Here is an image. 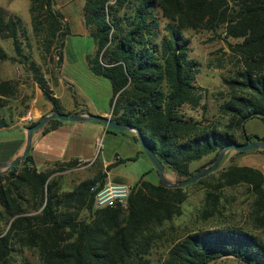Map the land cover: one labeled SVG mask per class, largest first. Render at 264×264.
I'll use <instances>...</instances> for the list:
<instances>
[{
	"label": "trees",
	"instance_id": "16d2710c",
	"mask_svg": "<svg viewBox=\"0 0 264 264\" xmlns=\"http://www.w3.org/2000/svg\"><path fill=\"white\" fill-rule=\"evenodd\" d=\"M29 1L34 35L45 52L57 43L60 68L69 26L55 10L54 0ZM4 15L0 10L1 36L11 40L21 62L29 61L19 35L20 19ZM83 20L95 44L94 53L86 57L88 68L111 87V120L137 128L165 170L179 178L210 167L223 147L237 143L236 132L249 140L246 121L264 122V0H85ZM186 30H221L236 58L232 77L224 79L230 97L219 106L228 116L223 130L182 112L186 105L198 108L202 99ZM16 57L10 58L0 46V61ZM28 67L52 111L61 112L40 68L33 62ZM16 90L15 81L0 79V130L12 124L2 111L15 99ZM254 138L264 142V137ZM209 155L214 157L207 166L190 170L192 163ZM82 164L69 161L39 171L29 153L21 167L0 173V219L7 226L0 228V264H10L16 245L36 250L39 264H148L147 256L162 238V226L181 214L186 198L182 189L141 178L132 186L125 208L93 210L92 189L103 186L111 166L103 169L99 164L92 178L64 193L55 176ZM238 185H246L253 195L255 221L264 232V174L229 165L215 188ZM217 201L208 194L212 212ZM82 211L90 218H81ZM228 257L264 264V238L237 226L195 230L170 244L163 264H212Z\"/></svg>",
	"mask_w": 264,
	"mask_h": 264
},
{
	"label": "rangeland",
	"instance_id": "374dc122",
	"mask_svg": "<svg viewBox=\"0 0 264 264\" xmlns=\"http://www.w3.org/2000/svg\"><path fill=\"white\" fill-rule=\"evenodd\" d=\"M84 3L85 0H54V8L62 13L64 23L68 26L71 23L72 29L66 37L64 45L65 59H68L70 62L85 63L86 57L92 55L95 51V44L89 35V29L84 25ZM29 6V0H0V10L5 13V19L6 16H13L14 18L20 19L19 35L22 40L23 53L29 57V61L24 62L25 64L21 62L15 56L11 40L3 38L0 34V46L2 49L10 58L16 57L15 61H0V79L16 82L17 92L15 99L9 102L7 108L2 111L5 116H11L12 119L16 117V112L22 114L28 110V107L25 106L23 101H26V99L32 96L34 88L36 87V84L32 80V71L28 67L31 62L40 68L45 80L50 85H55L59 76V68H57L56 63L60 49L57 47V43H54L49 52H45L41 39L34 35ZM79 25H82V28L84 27L86 29L84 32L86 33L85 35L84 33L80 36L76 35V27ZM184 36L189 41V57L197 65L195 85L199 88L202 99L198 108L192 109L186 105L183 107L182 112L186 118L203 121L209 125L215 124L220 130H223L228 122V116L220 112L219 106L230 97L231 91L225 85L224 79L232 77L237 66L236 58L231 54L221 30H218L217 33L186 30L184 31ZM227 41L231 44L236 43V40L232 39H228ZM81 66L83 67V65L79 64V69H81ZM63 73L70 75V67L65 69ZM78 81L79 87L83 88L88 96H93L92 98H95L94 96L98 92L100 94L105 92L104 85H110L107 80L102 78L100 79L99 85H93L84 76L78 77ZM62 87H55L56 92L63 91L64 94L67 93L66 88L64 86ZM75 92V90L70 89L72 95H75ZM101 98L99 99L101 100ZM16 100L22 102V107H16ZM244 130L250 136L249 141L256 142L258 140L254 136L264 137V122L257 118L250 119L246 121ZM111 132H115L116 136H113ZM14 135H16L14 128L7 129V131L0 130V139L10 138V136ZM133 136L135 134L132 132L109 130L107 133L106 130H103L95 143V155L92 159L93 164L77 165L69 170L55 174L60 182V192H68L80 182L92 178L102 159L108 156V154H112L110 156L114 160L113 155L115 154L125 158L127 154L132 153L133 151L130 149V144H128L127 140ZM235 138L237 143H245V140L239 132L235 133ZM140 149L142 156L136 157L134 161L118 165L115 167L113 174L121 178L126 184L137 183L143 176H145L144 180L153 184H159L160 178L154 165L143 152L141 146ZM213 157L214 155H209L198 162L192 163L190 170L195 172L197 169L207 166ZM147 163H149V166L151 165V171L146 169L148 167ZM229 165L251 167L264 174V150H251L242 153L229 150L215 172L199 180L201 181L200 183L195 182L182 187L181 189L186 198L180 205L181 214L175 216L171 222L165 223L162 226V238L157 240L155 248L147 256L148 264H163L170 244L195 230L237 226L263 240L264 232L257 226L255 221L256 214L253 210L254 198L247 186L238 185L234 187L215 188L219 183V174ZM166 171L167 174L173 175L171 171ZM167 179L172 182L183 180L175 176V174L171 178L167 175ZM104 182H107V179ZM209 193L218 197L213 212L212 205L207 203ZM93 210H96L94 206ZM207 212H212V214L208 216ZM80 216L87 220L90 218V213L82 211ZM5 227H7L5 222L0 219V228ZM23 261H28L31 264H39L38 253L36 250L16 245V250L11 252L10 264H21ZM212 264L244 263L228 257L217 260Z\"/></svg>",
	"mask_w": 264,
	"mask_h": 264
},
{
	"label": "crops",
	"instance_id": "0c3cea01",
	"mask_svg": "<svg viewBox=\"0 0 264 264\" xmlns=\"http://www.w3.org/2000/svg\"><path fill=\"white\" fill-rule=\"evenodd\" d=\"M67 20V18H65ZM71 22V21H70ZM81 26V27H80ZM76 35H81L86 29L82 28V25L76 27ZM69 29L71 32V23H69ZM86 33H84L85 35ZM65 48L62 49V63L59 68V76L55 85H49V89L52 91L53 96L58 99L59 105L61 107L60 113L65 114H83L89 113L92 115H98L103 117H111L110 113V98L112 96V91L110 85L105 86V92L100 94L99 92L92 98L86 94L83 88L79 87L78 77L84 76L89 79L93 85H99L100 77L94 76L87 65L84 62H70L65 59ZM79 64L81 69H79ZM71 69L70 75H65L63 72L65 69ZM72 85V87H71ZM66 88L67 93L56 92L55 87ZM74 86H76L74 88ZM70 89L75 90V95L70 93ZM62 90V89H61ZM108 90V91H107ZM78 93V94H77ZM100 95V96H99ZM102 97V98H101ZM23 98V97H22ZM21 98V100H22ZM101 98V100L99 99ZM104 100V101H103ZM23 101V100H22ZM25 106L28 107L25 113L16 112V117L12 119V124L10 127L2 129H15L16 135L10 136V138L0 139V163H8L13 159L22 155L27 136V128L30 126L25 121L24 117L27 112H31L34 117V122H38L43 116L51 114L52 105L45 99L42 91L36 85L32 96H30L26 101H23ZM22 107V102L16 100V107ZM17 111V110H16ZM3 114V113H2ZM50 122V121H49ZM47 123L40 130L33 133L32 144L30 149V154L33 158L36 168L39 171H44L52 169L56 164L67 163L69 161H78L79 163L93 164L92 159L95 155V143L97 142L99 135L106 130H109L104 125L98 122H61L57 124ZM113 136L115 132H111ZM134 134V133H133ZM130 144V149L133 151L127 154L125 158L120 157L118 154H112L105 156L100 166L106 169L107 166H111L110 170L107 172V181L126 184L119 177H116L113 172L115 167L125 162H129L128 159H136V157L142 156V151L140 149L139 142L134 140V136L127 140ZM132 160V161H134ZM144 160V159H142ZM146 167L151 171V165ZM169 178L173 175L167 174ZM146 175V174H145ZM176 176V175H175ZM143 179L145 176L142 177ZM149 182V181H148ZM134 184H126L130 187ZM153 184V183H152ZM160 184V183H159ZM158 185V184H153Z\"/></svg>",
	"mask_w": 264,
	"mask_h": 264
},
{
	"label": "water",
	"instance_id": "95a60500",
	"mask_svg": "<svg viewBox=\"0 0 264 264\" xmlns=\"http://www.w3.org/2000/svg\"><path fill=\"white\" fill-rule=\"evenodd\" d=\"M51 120H58L61 122L94 121V122L101 123L106 128L114 130L116 132L134 133L140 146L142 147L143 152L146 154L148 159L154 165L159 175V178H160V184L163 187H166L169 189H177V188L188 186L190 184L198 182L199 180L206 177L207 175L215 172L220 166L224 156L229 150H233L237 153L247 152L251 150H264V142H260V141L252 142L249 140H245L244 144L234 143L232 145H228L226 147H223L218 152L217 157L215 158L213 164L210 167L201 169L199 172H197L196 174H194L193 176L187 179L172 182L167 179L165 167L156 157L154 152L149 148L141 132L137 128L130 126V125H123V124L115 123L114 121L111 120V117H103V116H98V115H92L89 113L65 114V113H60V112H52L49 115L43 116L38 122L34 123L33 125H30L27 128L26 144H25V148H24L22 155L13 159L12 161L8 163H0V173H7L23 164L26 157L30 153L33 133L40 130L44 125H46Z\"/></svg>",
	"mask_w": 264,
	"mask_h": 264
},
{
	"label": "built area",
	"instance_id": "2783aa9c",
	"mask_svg": "<svg viewBox=\"0 0 264 264\" xmlns=\"http://www.w3.org/2000/svg\"><path fill=\"white\" fill-rule=\"evenodd\" d=\"M25 121L28 125H32L34 117L31 112H27ZM94 194V208H125L131 193V187L126 184L114 183L107 181L100 189H92Z\"/></svg>",
	"mask_w": 264,
	"mask_h": 264
}]
</instances>
